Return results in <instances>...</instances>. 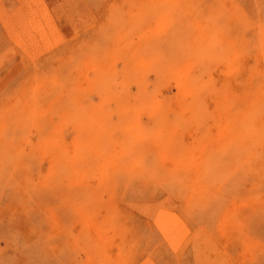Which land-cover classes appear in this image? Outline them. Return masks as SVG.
Returning <instances> with one entry per match:
<instances>
[{
    "label": "rangeland",
    "instance_id": "374dc122",
    "mask_svg": "<svg viewBox=\"0 0 264 264\" xmlns=\"http://www.w3.org/2000/svg\"><path fill=\"white\" fill-rule=\"evenodd\" d=\"M0 264H264V0H0Z\"/></svg>",
    "mask_w": 264,
    "mask_h": 264
},
{
    "label": "bare ground",
    "instance_id": "6f19581e",
    "mask_svg": "<svg viewBox=\"0 0 264 264\" xmlns=\"http://www.w3.org/2000/svg\"><path fill=\"white\" fill-rule=\"evenodd\" d=\"M97 97V96H96ZM170 211V210H169ZM199 229V228H198ZM113 248V247H112ZM147 263V262H146Z\"/></svg>",
    "mask_w": 264,
    "mask_h": 264
}]
</instances>
